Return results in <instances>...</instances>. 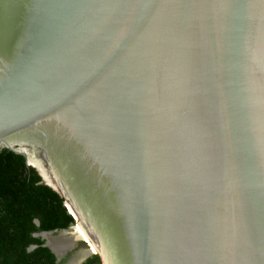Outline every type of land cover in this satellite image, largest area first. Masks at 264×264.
<instances>
[{
  "label": "water",
  "instance_id": "95a60500",
  "mask_svg": "<svg viewBox=\"0 0 264 264\" xmlns=\"http://www.w3.org/2000/svg\"><path fill=\"white\" fill-rule=\"evenodd\" d=\"M4 150L75 221L57 264L77 224V264H264V0H0Z\"/></svg>",
  "mask_w": 264,
  "mask_h": 264
},
{
  "label": "trees",
  "instance_id": "16d2710c",
  "mask_svg": "<svg viewBox=\"0 0 264 264\" xmlns=\"http://www.w3.org/2000/svg\"><path fill=\"white\" fill-rule=\"evenodd\" d=\"M74 223L64 198L42 182L25 157L0 152V264H57L52 251L34 235L68 229ZM83 264L102 261L93 256Z\"/></svg>",
  "mask_w": 264,
  "mask_h": 264
},
{
  "label": "bare ground",
  "instance_id": "6f19581e",
  "mask_svg": "<svg viewBox=\"0 0 264 264\" xmlns=\"http://www.w3.org/2000/svg\"><path fill=\"white\" fill-rule=\"evenodd\" d=\"M30 162L38 167L42 173V175L44 176V178L47 180V182H50V184L52 185L51 181L49 180V177L46 174V171L44 169H42V167L38 164V162L34 161V160H30ZM71 210V209H70ZM71 212L73 213V211L71 210ZM77 227H75V229L73 230L75 234H73V238H69L67 240H65L64 242L61 240L60 244L61 246H57L55 243L57 242V239L55 238H49L47 235H45V237L49 238V244H51L52 248L57 251L58 253L62 254V252H66L67 250H70L72 248V243H77L79 241L83 242L86 244L87 246V250H82L79 252H75V249L72 250L71 253L72 254V259L74 258V260L72 261L71 264H77L80 260H82L84 257L87 256V254H92V253H99L96 245H94L86 231L82 228V226L80 224L76 225ZM103 249V248H102ZM101 255L103 256V261L104 264H112L111 262V258L109 257L108 252L106 251V249L104 248L103 250H101Z\"/></svg>",
  "mask_w": 264,
  "mask_h": 264
},
{
  "label": "rangeland",
  "instance_id": "374dc122",
  "mask_svg": "<svg viewBox=\"0 0 264 264\" xmlns=\"http://www.w3.org/2000/svg\"><path fill=\"white\" fill-rule=\"evenodd\" d=\"M82 250H87L86 245L83 244V243H79V244H77L76 247H75V252H79V251H82ZM70 255H72V254L70 253V254H69V257H70ZM65 261H66V260H64V262H65Z\"/></svg>",
  "mask_w": 264,
  "mask_h": 264
},
{
  "label": "snow or ice",
  "instance_id": "6c2138e0",
  "mask_svg": "<svg viewBox=\"0 0 264 264\" xmlns=\"http://www.w3.org/2000/svg\"><path fill=\"white\" fill-rule=\"evenodd\" d=\"M146 7H154L155 5L153 4V3H147L146 5H145Z\"/></svg>",
  "mask_w": 264,
  "mask_h": 264
},
{
  "label": "flooded vegetation",
  "instance_id": "af4514ba",
  "mask_svg": "<svg viewBox=\"0 0 264 264\" xmlns=\"http://www.w3.org/2000/svg\"><path fill=\"white\" fill-rule=\"evenodd\" d=\"M72 257V255H70V257L68 256V260L70 259ZM68 260H66L65 262H63V264H67V261Z\"/></svg>",
  "mask_w": 264,
  "mask_h": 264
}]
</instances>
